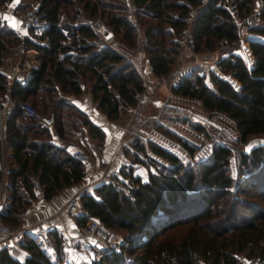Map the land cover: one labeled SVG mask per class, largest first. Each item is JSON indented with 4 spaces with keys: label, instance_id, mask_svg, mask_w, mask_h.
I'll use <instances>...</instances> for the list:
<instances>
[{
    "label": "trees",
    "instance_id": "16d2710c",
    "mask_svg": "<svg viewBox=\"0 0 264 264\" xmlns=\"http://www.w3.org/2000/svg\"><path fill=\"white\" fill-rule=\"evenodd\" d=\"M8 1L0 0V5ZM112 1L37 0L36 10L49 26L40 35H33L30 30L24 42L25 47L37 50L39 67L29 77L14 79L12 83L0 70V99L4 100L8 94L16 102L31 101L36 109V115L27 117L16 107L5 125L4 148L0 141V181L7 150L14 162L6 167L7 180L3 185L6 202H1L0 215L13 226L19 225L22 213L34 197L31 187L35 179L42 187L44 199H48L63 187L80 182L85 174L80 158L48 141L50 133L41 123L40 115L53 112V128L60 139H69L74 130L85 125L101 149L104 141L101 128L63 94L79 95L85 88L97 101V108L114 121L126 107L135 105L137 93L144 89L142 78L123 55L92 40L95 32L83 20L85 13L95 15L100 9L111 8ZM130 1L136 15L142 14L150 20L142 23L146 24L145 49L155 76L168 74L177 51V42L165 40L166 37L179 34L188 25L195 51L237 42V23L219 0ZM253 1L231 0L242 25L264 36V0L259 11L260 22L254 16L245 20L251 14ZM192 9L194 14L190 17ZM63 12L67 16H62ZM105 18L112 32L120 34L128 43L133 42L136 26L129 18L121 14H107ZM64 20L71 26L65 25ZM61 28L70 32L68 45L60 43L64 37ZM17 43L16 34L0 24V66L8 50ZM165 43L170 46L166 47ZM249 47L254 58L251 66L240 58L227 66L219 62L223 73L234 79L237 86L214 72L210 74L212 87L204 85L199 76L191 78L190 75L172 86V92L197 97L206 109L227 114L235 121L241 141L264 133V40L251 39ZM83 78L86 83L91 82L89 88L85 87ZM132 145L140 151L145 149L137 141ZM148 147L173 164L165 170L169 172H149L147 179L142 180L132 175L131 168L125 171L120 165L119 174L128 177L132 185L123 188V182L111 175L108 181L95 186L92 193L81 194L83 215L76 216L78 224L95 216L106 227L124 231V237L132 244L134 264H237L238 253L253 256L258 264H264V208L231 195L232 178L224 171L229 149L216 146L198 179L192 169L176 164V157L169 151L152 143ZM241 163L249 169L248 174L259 168L261 173L248 180V185L264 200V146L249 153L243 151ZM239 191L245 193L243 189ZM240 204L247 210L245 215L237 212ZM178 227L180 232L175 236L173 231ZM51 232L58 258L62 259L60 235L57 230ZM22 247L30 253L23 262L2 248L0 264H54L34 237L27 236ZM106 262L124 264L113 253L106 256Z\"/></svg>",
    "mask_w": 264,
    "mask_h": 264
},
{
    "label": "rangeland",
    "instance_id": "374dc122",
    "mask_svg": "<svg viewBox=\"0 0 264 264\" xmlns=\"http://www.w3.org/2000/svg\"><path fill=\"white\" fill-rule=\"evenodd\" d=\"M20 1L22 4H19L18 9L24 7L37 8V0ZM112 2L113 6L111 8L100 9L95 15L89 12L88 14L85 13L83 20L91 25L95 19L99 18L111 31L106 24L105 17L107 14H121L129 18L136 26L132 43L122 40L120 34H115L112 31V42L110 44H106L95 31L96 37L92 39L95 42H99V45H106L122 54L126 62L139 74L144 83V89L137 93L135 105L126 107L117 120H111L115 126L125 130L124 145L120 150L121 159L123 160L122 168L125 171L131 168L132 175L140 176L142 180L147 179L149 172L153 174L169 172L165 170L171 168L173 164L169 160L153 153L148 147V144L152 143L172 153L177 159L176 164H180L186 169H192L199 179L202 166L210 159L212 150L216 146L221 145L228 148L230 152L224 171L226 175L232 178L231 195L237 196L240 201L264 208V200L260 197L258 191L248 185V180L256 178L261 173L258 170L259 168L248 174L249 169L242 166L241 163V154L244 151L245 143L252 137H264V133L249 136L246 141H241L235 121L227 114L206 109L197 97L172 92V86L178 84L186 75H190L191 78L199 76L204 85L212 87L210 74L212 72L216 73L214 69L215 63L221 62L227 66L235 58L237 52L243 51L238 41L236 44L219 43L212 49L195 51L190 39L188 25L179 34L173 33L170 37H166L165 40L172 39L173 42H177V51L173 56L168 74L155 76L147 68L149 61L144 37L146 24L142 23L150 20L142 14L136 15L130 0H113ZM4 6L5 4H1L0 8ZM80 8H82L81 5ZM191 11L194 14V9ZM257 12V7L253 4L251 14L245 16V20L249 21V17L254 16L256 22H260L256 16ZM67 14L63 12L62 16H67ZM3 16H6V14ZM192 16L190 15V17ZM236 20L242 28H247L246 25H242V19L236 18ZM64 24L71 26L68 20H64ZM250 37L255 38V36ZM165 46L170 45L165 43ZM237 48L238 50H236ZM234 50L236 51L233 52ZM208 53L209 55L206 57ZM23 56V50L18 41L17 46L13 45L8 50L4 62H6V57H10L13 65L15 61L23 58ZM36 56L39 60L38 54ZM220 70L224 78L235 86L238 85L234 79L223 73L221 67ZM82 80L85 87L88 85L87 88H89L91 82L86 83L84 78ZM63 96H66V94H63ZM1 100L4 101L3 97ZM27 101L31 103V101ZM69 112L72 116H77L73 111ZM134 141L142 144L145 149L140 151L137 147H134L132 145ZM88 143L91 144L92 142L82 138L75 146V149L80 147L94 158V153L96 151L100 153V149L91 148ZM117 167L119 170V166ZM118 170L115 169V172ZM115 176L123 182L121 185L123 188L127 187V185H132L130 179L122 176L119 172H116ZM240 189L245 190V193L242 194L239 191ZM237 210L242 215L247 213L242 204L237 207ZM7 224L13 226L10 223ZM117 232L123 234L124 231L118 230ZM179 232L178 227V229L173 231V235L178 236ZM245 257L249 264L259 263L258 259L253 256L249 257L246 255Z\"/></svg>",
    "mask_w": 264,
    "mask_h": 264
},
{
    "label": "built area",
    "instance_id": "2783aa9c",
    "mask_svg": "<svg viewBox=\"0 0 264 264\" xmlns=\"http://www.w3.org/2000/svg\"><path fill=\"white\" fill-rule=\"evenodd\" d=\"M201 2L204 3L206 0H201ZM219 3L232 14L238 26L237 41L243 51L237 52L234 59L240 58L248 66H251L254 62V58L249 47V41L251 39L264 40V36L249 32L248 28L241 27L240 23L236 20L237 17L231 0H219ZM253 4L257 7L258 12L256 13V16L260 21L259 11L263 4V0H254ZM9 12L13 13V9H9ZM190 15H193V11H190ZM17 20L19 29L28 31L31 30L33 35L42 34L49 26V23L41 17L36 8H25L17 14ZM91 26L106 44H110L112 42V33L108 30L101 19H95ZM61 30L64 37L60 40V43L68 45L71 41L70 32L66 28H61ZM29 34L25 35L20 31L16 33L19 45L23 50V58L17 60L9 68L4 70L0 69L11 80L18 79V75L20 73H23L24 75H31L40 65V60H38L36 56L38 54L37 50L33 47H25L24 41ZM252 35H255V38L250 37ZM236 50H238V48ZM207 55H209V53L206 54V57ZM147 68L150 72L152 71L150 64L147 65ZM214 69L216 73L222 76L219 63H215ZM16 107H18L27 117L36 115V109L30 102L27 100H19L16 102L10 97V95L7 94V99L0 104V141L3 138L6 122L13 115ZM40 121L43 125L52 127L54 125L53 112L40 115ZM90 146L91 148H94V144H90ZM70 155L78 158L81 157L85 170H87L88 167H93V163L90 161V155L82 148L77 147L70 152ZM2 185V182H0V208L1 202L5 199V193L3 192ZM92 187L93 185L87 186L81 189L77 195L71 197L66 203V210L74 216H82L83 209L79 201V196L81 194L92 193ZM31 191L34 198L44 199L42 187L37 179L33 181ZM48 228V225L29 224L27 222H21L17 226H11L3 221L0 215V245L10 256H13L15 251L23 246L27 236L34 237L38 242H44L47 236ZM57 230L60 235L61 246L65 251L73 252L77 251L82 246H86L93 255L94 264H107L106 256L110 253L119 256L123 260L124 264H134L135 262L134 255L130 252V248L132 246L131 242L115 229L106 227L95 216L87 217L84 223L77 226L75 231H72L67 225H61L57 228ZM142 239H144V237H142ZM237 258V264H249L247 263L246 257L243 253H238Z\"/></svg>",
    "mask_w": 264,
    "mask_h": 264
},
{
    "label": "crops",
    "instance_id": "0c3cea01",
    "mask_svg": "<svg viewBox=\"0 0 264 264\" xmlns=\"http://www.w3.org/2000/svg\"><path fill=\"white\" fill-rule=\"evenodd\" d=\"M14 4L15 6H13ZM19 4H21L20 0H18V2H15V0H10L7 2V4H5L4 7L0 8V24H4L15 34L20 31L27 35L29 34V31L21 30L18 26L17 14L19 13ZM9 9H13V13L9 12ZM4 14H6V16H3ZM5 17L7 18L5 19ZM11 63L12 62L10 61V57H6V62H4L0 66V69L4 70L11 67ZM18 76V79L20 80L23 78H27L30 75H24L23 73H20ZM12 81L13 80L8 78L9 83H12ZM65 97L68 99V101H70V103L86 112L93 120V122L101 128L104 133L103 145L100 149V153H98L97 151L96 153H94V158H92L89 154L90 161L93 163V167H88V169L85 170V174L80 182L63 187L48 199H36L34 197L31 198L24 212L22 213L21 222H27L29 224H43L44 226L48 225L49 228L47 236L44 242L40 243L42 249L47 253L49 259L54 264H94L95 262L93 260V255L91 254L89 248L86 246H82L80 247V249L73 252H67L61 247V250L64 253V257L62 259L58 258L56 241L54 236L52 235L53 232L51 231L57 230V228L61 225H67L72 231H75L79 224L76 221V216L72 215L66 210L65 206L67 201L71 197L77 195L81 189L93 185V190L95 186L108 181L111 175H115L116 172L118 173V171L115 172V169L118 170L117 166H120L123 163L120 150L124 145L123 140L125 130H122L121 128L115 126V124H113L111 120L107 118L106 114L97 108V101L92 98L90 92H88L85 88L79 95L66 94ZM6 99L7 96L5 97L4 101ZM48 130L50 133L48 141L56 144L58 147L66 150L69 153L75 149V146H77V143L82 138L92 142L91 144H94L95 149H99L94 140L90 137L88 129L85 125H81L78 130H74L72 136L69 139H60L53 126L48 127ZM1 144L4 148V134L1 140ZM88 144L90 146V143ZM4 159V175L3 179L0 181L3 185L7 180V176L5 174L7 172L6 167L14 164L9 150L6 151ZM80 159L82 158L80 157ZM113 172L114 174H112ZM3 185L2 189L4 192ZM4 200L6 202V199ZM0 249H2L1 245ZM29 255L30 253L28 249L25 247H21L15 251L12 257L20 262H23Z\"/></svg>",
    "mask_w": 264,
    "mask_h": 264
},
{
    "label": "water",
    "instance_id": "95a60500",
    "mask_svg": "<svg viewBox=\"0 0 264 264\" xmlns=\"http://www.w3.org/2000/svg\"><path fill=\"white\" fill-rule=\"evenodd\" d=\"M264 146V137L256 136L250 138L244 145V152L249 153L257 147Z\"/></svg>",
    "mask_w": 264,
    "mask_h": 264
},
{
    "label": "snow or ice",
    "instance_id": "6c2138e0",
    "mask_svg": "<svg viewBox=\"0 0 264 264\" xmlns=\"http://www.w3.org/2000/svg\"><path fill=\"white\" fill-rule=\"evenodd\" d=\"M15 2H18V0H15ZM13 6H15V4L13 5ZM7 17H5V19H6Z\"/></svg>",
    "mask_w": 264,
    "mask_h": 264
}]
</instances>
